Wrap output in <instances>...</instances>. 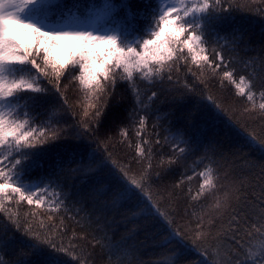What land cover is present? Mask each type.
Here are the masks:
<instances>
[{"label":"snow or ice","instance_id":"6c2138e0","mask_svg":"<svg viewBox=\"0 0 264 264\" xmlns=\"http://www.w3.org/2000/svg\"><path fill=\"white\" fill-rule=\"evenodd\" d=\"M146 6L145 27L137 34L114 20L116 9L110 0L86 10L91 20L87 26L81 22L79 4L66 7L62 0H0V252L13 247L19 253L7 264H90V254L73 243L74 232L65 243L67 227L63 219L58 225L40 221L37 226L35 211L21 218L18 211L9 208L26 202L58 212L67 207L73 195L65 191L66 186L75 189L77 203L90 202L93 211L101 215L131 206L128 219L155 223L163 230L164 246H171L169 264H264V242L254 246V233L245 226L253 216L264 221V188L259 203L250 211H245L250 207L247 196L236 195L244 190L243 181L224 191L222 199L217 197V209L222 205L231 208L233 198L243 206L229 214L227 230L221 228L215 235L212 219L205 229L200 217L197 228L191 230L178 225L167 209L162 211V196L157 198L161 194H153L154 179L158 180L161 172L152 171L151 145H170V154H161L156 165L167 172L199 151L201 142L196 139L197 133L189 135L180 128H169L161 140L158 124L152 125L155 140L146 139L150 109L159 93L151 91L147 103L140 93V84L154 88L166 79L172 87L160 91L173 93V104L182 102L195 91L194 84L187 80L181 83L173 74L183 65L205 87L215 78L234 85L236 95L251 103L243 113L255 111V81L245 75L237 80V70L231 67L229 58L243 36L239 29L224 35L218 31L231 21V12L238 6L233 0H146ZM120 7L126 9L129 19L133 17L127 3ZM54 13L63 21L53 22ZM66 73L71 76L69 83L77 81L83 93V115L74 124L63 118L69 113L76 115L66 95L68 85L61 89ZM118 82L126 83L133 97L127 119L134 125L136 143L130 142V146L139 165L136 169L114 158L108 147H115L113 136L104 140L97 136ZM261 87L264 89V85ZM259 97L264 101V90L259 91ZM201 99L211 102L203 106L209 121L220 120L229 130L238 129L242 147L264 154V135L249 131L247 125L229 115L234 110L217 103L211 95H202ZM258 109L264 116V102ZM134 115L136 120H132ZM161 118L156 116L157 120ZM117 131L119 142L128 140L127 124L121 121ZM208 149L215 155V147L209 144ZM240 151L238 147L233 155ZM196 176L202 183L194 199L205 187L217 189L211 168L199 172L193 169L188 179ZM69 180H78L79 185H69ZM137 230L135 224L128 229L132 233ZM129 239L123 237V243L96 242L107 249L109 257L123 254L134 258L133 249L126 243ZM218 239L234 244V249L219 257L218 246L213 243ZM0 264H5L4 259L0 258Z\"/></svg>","mask_w":264,"mask_h":264},{"label":"trees","instance_id":"16d2710c","mask_svg":"<svg viewBox=\"0 0 264 264\" xmlns=\"http://www.w3.org/2000/svg\"><path fill=\"white\" fill-rule=\"evenodd\" d=\"M103 2L104 0H62L66 7L76 4L81 6L77 11L83 24L90 20L86 10L92 5L100 6ZM110 2L116 9L113 13L116 22L122 23L125 29H131L137 34L144 29V14L148 12L146 0H110ZM122 3H127L130 6L134 14L131 19L127 17L126 9L120 7ZM233 3L238 6V10L231 12V21L222 25L218 31L224 35L231 33L233 29H239V34L243 36V40L236 47V50L231 52L229 58L233 61L231 67L237 70V80L239 75H245L255 81V91L257 92L255 97L257 109L255 111L243 113V109L250 108L251 103L247 101L246 97L236 95L234 85L227 81L222 84L218 78H215L209 80L207 87H205L204 84L197 82L183 65L179 73L174 72L173 74L180 77L181 83L187 80L190 84H194L195 91L190 93L182 102L173 104L171 102L173 93L160 91L161 88L172 87L166 79L162 85L158 84L154 88H146L144 84H140L141 98L145 99V103H147L146 97L151 95V91H158L159 93L150 109L152 115L149 117L148 128L145 133L146 139L155 140L152 125L158 124L159 127L156 128V131L159 132L161 140L168 135L167 130L169 128L172 130L180 128L185 129L189 135L197 133L196 139L201 142L199 151L189 156L186 161L173 165L171 170L167 172L156 165L161 154L165 156L170 154V145L165 144L162 147L154 143L151 145L154 148L152 171L153 173L161 172L160 178L154 179L153 194H161L157 198L160 199L162 196L161 203L164 205L162 211L167 209L172 214L171 218L175 219L182 228L195 230L199 218L203 217L204 224L202 227L206 229L209 227L208 220L212 219L213 235L221 228L226 231L230 219L229 214L233 209L239 211L243 206L241 201L233 198L231 208L222 205L221 208L217 209L215 207L217 197L222 199L224 191L231 189L234 185L239 186L240 182L243 181L244 190L236 195L239 197L247 196V203L250 207L245 211H250L251 206L259 203L258 198L262 196L261 188H264V172L261 171L262 166H264V154L249 152L246 147H242L237 135L238 129L229 130L225 123L220 120L209 121L203 106L211 102L201 99L202 95H211L217 103L234 110V113L230 111L229 115H233V118L239 120L240 124L247 125L249 131L264 135V116H261L258 109L259 103L264 102L259 97V91L264 90L261 87L264 85V0H233ZM52 21L62 22L63 18L54 13ZM211 38L214 39V37ZM229 47H231L230 42ZM192 70L198 72L195 66H192ZM70 80L71 76L66 73L61 81V89L64 90V85H68L66 95L76 115L73 117L69 113L63 118L68 123L74 124L83 115V93L80 91L78 82L69 83ZM49 87L51 86L49 85ZM175 95H179V93H175ZM132 106L133 97L126 83L118 82L97 136L100 140L106 139L109 135L113 136L115 147L111 144L108 147L113 152L114 158L121 163H129L136 169L139 165L134 160L135 150L130 146V142L131 144L136 143L134 125L132 121L127 119L128 110ZM157 109H159L158 112ZM157 115L162 118L157 120ZM136 119L137 117L134 115L132 120ZM121 121L129 126L128 140L123 142H119L120 137L117 131ZM209 144L215 147V155L208 149ZM238 147L242 148V151L233 155L237 152ZM143 163L146 164L147 161H143ZM47 166L45 165V169ZM207 168L212 169L217 189L210 190L205 187L204 192L194 199L200 192L202 181L198 176L191 180L188 177L193 176V169L199 172ZM67 183L79 185L78 180H69ZM221 185L226 187L221 188ZM84 190L86 191V189ZM65 191L73 193V195L66 202L67 207L61 208L58 212L49 211L47 206L42 208H36L34 205L29 206L26 202L18 207L9 205V208L12 211H18L21 218H23L24 213L35 211L37 216L34 223L37 226L40 221L58 225L63 219V223L67 227L65 243H68V238L72 237L74 232L73 243L90 254L87 257L90 264H169L172 255L171 246H164L163 230L151 221L128 219L132 210L131 206L121 207L101 215L98 211H93L90 202H86L84 205L77 203L79 197L74 195L75 189L66 186ZM241 215L243 214L241 213ZM49 216L53 217L52 221L48 220ZM134 224L138 225V230L132 233L128 229H131ZM262 225H264V221H261L258 216H253L245 225L254 233L252 238L254 246L264 242V226ZM256 228H259L260 231L256 232ZM17 236H19L18 233ZM126 236L131 237L126 243L133 249L134 258L123 254L109 257L107 249L102 248L101 243L96 242L101 240L103 244H108L109 241L123 243L122 238ZM213 243L218 246L219 257H223L228 249L235 247L234 244L226 240L218 239ZM79 250L77 248V251ZM121 253H123V248ZM18 255L19 253L13 247L0 252V258L4 259L5 264L9 259H15ZM195 259H199V257Z\"/></svg>","mask_w":264,"mask_h":264},{"label":"rangeland","instance_id":"374dc122","mask_svg":"<svg viewBox=\"0 0 264 264\" xmlns=\"http://www.w3.org/2000/svg\"><path fill=\"white\" fill-rule=\"evenodd\" d=\"M90 22L91 20H88L86 23H84V25L87 26Z\"/></svg>","mask_w":264,"mask_h":264}]
</instances>
